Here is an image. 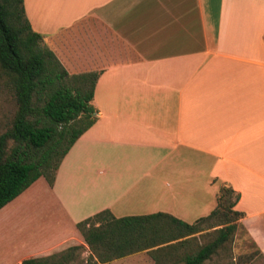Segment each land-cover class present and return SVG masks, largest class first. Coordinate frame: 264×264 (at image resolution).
Returning a JSON list of instances; mask_svg holds the SVG:
<instances>
[{
	"label": "crops",
	"instance_id": "1",
	"mask_svg": "<svg viewBox=\"0 0 264 264\" xmlns=\"http://www.w3.org/2000/svg\"><path fill=\"white\" fill-rule=\"evenodd\" d=\"M23 6L70 76L97 75V120L52 187L39 178L0 210V264L75 246L88 256L76 225L105 210L193 224L215 209L221 184L239 196L234 209L264 253V0Z\"/></svg>",
	"mask_w": 264,
	"mask_h": 264
},
{
	"label": "trees",
	"instance_id": "2",
	"mask_svg": "<svg viewBox=\"0 0 264 264\" xmlns=\"http://www.w3.org/2000/svg\"><path fill=\"white\" fill-rule=\"evenodd\" d=\"M41 39L31 30L23 0H0V73L18 106L11 128L0 135V210L39 178L52 187L64 157L97 120L92 105L97 75L70 76L40 46ZM238 199L221 184L215 209L193 224L162 212L117 219L105 210L76 227L89 260L97 264L140 252L154 259L172 254L182 264H206L232 243L239 229L245 231L244 214L234 209ZM196 235L205 241L193 250L189 247ZM80 249L20 264H67Z\"/></svg>",
	"mask_w": 264,
	"mask_h": 264
},
{
	"label": "rangeland",
	"instance_id": "3",
	"mask_svg": "<svg viewBox=\"0 0 264 264\" xmlns=\"http://www.w3.org/2000/svg\"><path fill=\"white\" fill-rule=\"evenodd\" d=\"M39 44L41 47L47 48L43 39L39 41ZM17 109L18 106L14 90L9 84L7 78L0 73V135L11 128ZM10 145L11 143H9V146ZM50 218L52 219L51 221H55V224H57V219L54 220L53 217ZM5 224L6 222L4 218H1L0 229L3 228L1 230L3 232ZM204 241L205 238L196 235V240L192 241L189 248L194 250L197 245L203 244ZM79 247H81V249L74 253V256L67 264H97L89 260V255L87 256L86 254L87 249L83 246ZM68 249L69 248L57 253V255L66 252ZM175 260L176 257L172 256V254L170 256H160L159 258L154 259L148 253L140 252L131 255L127 259L119 261L120 263L114 264H182ZM206 264H264V253L257 250L245 231L239 229L234 236L232 243L224 250L220 251L218 255Z\"/></svg>",
	"mask_w": 264,
	"mask_h": 264
}]
</instances>
